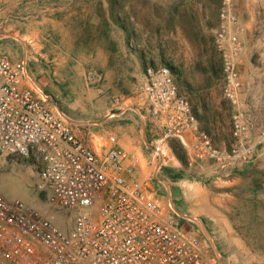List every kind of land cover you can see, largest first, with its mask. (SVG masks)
<instances>
[{"label": "rangeland", "instance_id": "obj_1", "mask_svg": "<svg viewBox=\"0 0 264 264\" xmlns=\"http://www.w3.org/2000/svg\"><path fill=\"white\" fill-rule=\"evenodd\" d=\"M220 33L239 43L241 100L259 123L264 0H0V53L25 62L26 84L48 107L64 114L89 148L99 150L114 135L128 178L193 219L189 226L215 245L224 264H264V159L219 169L190 163L170 142L155 166L150 163L154 142L138 92L147 66L167 67L199 127L217 146H228L231 108L221 92ZM28 181L16 196L65 223L36 176Z\"/></svg>", "mask_w": 264, "mask_h": 264}, {"label": "built area", "instance_id": "obj_2", "mask_svg": "<svg viewBox=\"0 0 264 264\" xmlns=\"http://www.w3.org/2000/svg\"><path fill=\"white\" fill-rule=\"evenodd\" d=\"M217 43L221 92L231 108L228 146H217L199 127L167 67L147 66L138 92L154 142L151 166L170 142L190 163L219 169L264 159V119L257 123L241 100L239 43L223 33ZM27 80L25 62L0 53V171L10 162L30 166L66 222L0 192V264H224L215 245L189 226L193 219L170 204L165 208L128 178L130 167L114 135L99 150L89 148Z\"/></svg>", "mask_w": 264, "mask_h": 264}, {"label": "crops", "instance_id": "obj_3", "mask_svg": "<svg viewBox=\"0 0 264 264\" xmlns=\"http://www.w3.org/2000/svg\"><path fill=\"white\" fill-rule=\"evenodd\" d=\"M74 132L77 135L75 130ZM118 147L120 148L119 145ZM33 174L34 172L32 168L26 164H22L21 162H10L9 164H6L3 171H0V192L4 195L5 193L3 187H6V190L10 193V195H18L17 193L20 192L23 186L24 188H27V186L31 183L28 180L34 177L35 174ZM11 175H14V177L8 179L9 177L7 176ZM3 183L4 186H1ZM10 183L12 184L11 186Z\"/></svg>", "mask_w": 264, "mask_h": 264}]
</instances>
